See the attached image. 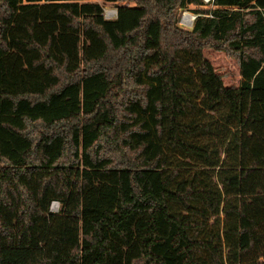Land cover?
I'll list each match as a JSON object with an SVG mask.
<instances>
[{
	"label": "trees",
	"instance_id": "obj_1",
	"mask_svg": "<svg viewBox=\"0 0 264 264\" xmlns=\"http://www.w3.org/2000/svg\"><path fill=\"white\" fill-rule=\"evenodd\" d=\"M102 1L0 0V264H264V0Z\"/></svg>",
	"mask_w": 264,
	"mask_h": 264
},
{
	"label": "rangeland",
	"instance_id": "obj_2",
	"mask_svg": "<svg viewBox=\"0 0 264 264\" xmlns=\"http://www.w3.org/2000/svg\"><path fill=\"white\" fill-rule=\"evenodd\" d=\"M99 3L103 10H111L115 9L117 5H128L132 6L133 3L129 1H119V2H106L102 0H92ZM203 5L197 6V5H188L185 9H178L177 10V17H176V26L189 30L191 28V25L197 16L194 12H192L193 9H197L199 7L203 8H212L211 0L209 2H204L203 0H200ZM191 24L188 22L190 19H192ZM204 56L209 59L214 67V69L222 75V80L225 85H236L238 83V71L237 67L235 65V62L232 58L226 56L222 52H216V51H204ZM58 204L56 202H52L50 204V210L52 212H55L57 210Z\"/></svg>",
	"mask_w": 264,
	"mask_h": 264
},
{
	"label": "built area",
	"instance_id": "obj_3",
	"mask_svg": "<svg viewBox=\"0 0 264 264\" xmlns=\"http://www.w3.org/2000/svg\"><path fill=\"white\" fill-rule=\"evenodd\" d=\"M111 10H113L112 13H107V11H109V10H103V12H102L103 17L106 18V19H112V18H114L115 15H116V8L115 9H111ZM192 20H193V18L190 19L188 22L191 24Z\"/></svg>",
	"mask_w": 264,
	"mask_h": 264
},
{
	"label": "bare ground",
	"instance_id": "obj_4",
	"mask_svg": "<svg viewBox=\"0 0 264 264\" xmlns=\"http://www.w3.org/2000/svg\"><path fill=\"white\" fill-rule=\"evenodd\" d=\"M204 2H209L210 0H203ZM113 12V10H109V11H107V13H112Z\"/></svg>",
	"mask_w": 264,
	"mask_h": 264
}]
</instances>
